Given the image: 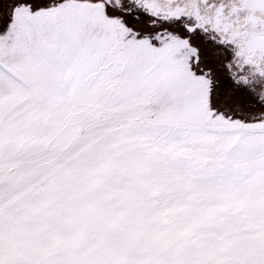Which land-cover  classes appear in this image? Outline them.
<instances>
[{"label": "snow or ice", "instance_id": "snow-or-ice-1", "mask_svg": "<svg viewBox=\"0 0 264 264\" xmlns=\"http://www.w3.org/2000/svg\"><path fill=\"white\" fill-rule=\"evenodd\" d=\"M0 264H264V0H0Z\"/></svg>", "mask_w": 264, "mask_h": 264}]
</instances>
